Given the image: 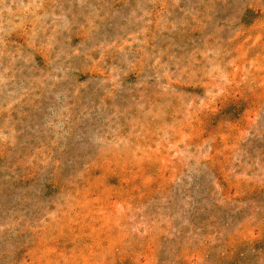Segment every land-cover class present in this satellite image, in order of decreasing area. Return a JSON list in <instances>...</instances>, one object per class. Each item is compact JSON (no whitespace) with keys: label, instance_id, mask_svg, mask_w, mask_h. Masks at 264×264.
I'll use <instances>...</instances> for the list:
<instances>
[{"label":"rangeland","instance_id":"obj_1","mask_svg":"<svg viewBox=\"0 0 264 264\" xmlns=\"http://www.w3.org/2000/svg\"><path fill=\"white\" fill-rule=\"evenodd\" d=\"M0 264H264V0H0Z\"/></svg>","mask_w":264,"mask_h":264}]
</instances>
